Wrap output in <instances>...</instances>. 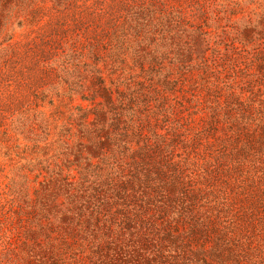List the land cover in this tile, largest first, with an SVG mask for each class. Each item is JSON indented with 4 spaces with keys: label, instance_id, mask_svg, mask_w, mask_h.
<instances>
[{
    "label": "rangeland",
    "instance_id": "1",
    "mask_svg": "<svg viewBox=\"0 0 264 264\" xmlns=\"http://www.w3.org/2000/svg\"><path fill=\"white\" fill-rule=\"evenodd\" d=\"M0 264H264V0H0Z\"/></svg>",
    "mask_w": 264,
    "mask_h": 264
}]
</instances>
